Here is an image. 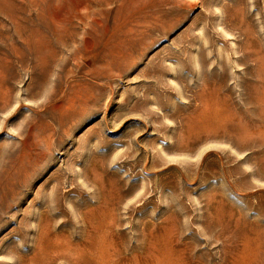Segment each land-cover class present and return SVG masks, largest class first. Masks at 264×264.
I'll return each instance as SVG.
<instances>
[{
  "label": "rangeland",
  "instance_id": "rangeland-1",
  "mask_svg": "<svg viewBox=\"0 0 264 264\" xmlns=\"http://www.w3.org/2000/svg\"><path fill=\"white\" fill-rule=\"evenodd\" d=\"M3 16L0 264H264V0Z\"/></svg>",
  "mask_w": 264,
  "mask_h": 264
},
{
  "label": "bare ground",
  "instance_id": "bare-ground-1",
  "mask_svg": "<svg viewBox=\"0 0 264 264\" xmlns=\"http://www.w3.org/2000/svg\"><path fill=\"white\" fill-rule=\"evenodd\" d=\"M189 3V2H188ZM85 8V7H84ZM87 11V10H86ZM89 12V11H88ZM139 16V15H138ZM1 18H4L3 17H0ZM6 20H5V25H3V31L2 33L0 34V50L2 49H5L7 46H9V42L12 40V33H11V29H10V22L8 23V19L7 17L5 16ZM133 49V48H132ZM8 51V50H7ZM13 52V51H12ZM134 53V51L132 52ZM136 53V52H135ZM1 55V53H0ZM122 58V57H121ZM36 64V63H35ZM38 66V65H37ZM35 66V67H37ZM47 66V65H46ZM30 68V67H29ZM41 70V69H40ZM32 75V74H31ZM57 80H55L56 82ZM8 102V101H7ZM43 105V104H42ZM215 112V111H214ZM252 117V116H251ZM218 125V124H217ZM43 127V126H42ZM48 127V126H47ZM44 131V130H43ZM52 132H54V129H52ZM247 133V132H246ZM44 137V136H43ZM113 223V222H112ZM66 251V250H65ZM71 257V256H70ZM75 258V257H74ZM76 259V258H75Z\"/></svg>",
  "mask_w": 264,
  "mask_h": 264
}]
</instances>
